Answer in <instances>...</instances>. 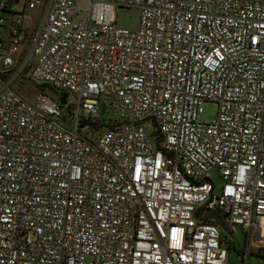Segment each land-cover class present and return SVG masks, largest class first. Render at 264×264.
Segmentation results:
<instances>
[{
  "label": "built area",
  "instance_id": "1",
  "mask_svg": "<svg viewBox=\"0 0 264 264\" xmlns=\"http://www.w3.org/2000/svg\"><path fill=\"white\" fill-rule=\"evenodd\" d=\"M12 1L0 264H264V0ZM23 70L58 98L24 100L8 86Z\"/></svg>",
  "mask_w": 264,
  "mask_h": 264
},
{
  "label": "rangeland",
  "instance_id": "2",
  "mask_svg": "<svg viewBox=\"0 0 264 264\" xmlns=\"http://www.w3.org/2000/svg\"><path fill=\"white\" fill-rule=\"evenodd\" d=\"M116 13V24L123 28L134 29L137 26V11L133 8H121L115 11ZM3 75V74H1ZM3 78H8L9 75H3ZM43 83L33 81L32 79L28 78L27 70H23L22 73L17 76L14 80L10 81L8 86L13 89L15 92L20 94V96L28 101L33 102L36 94L41 90L44 92L48 97L56 100L58 98L59 93L56 91L51 90L47 85L44 87H39ZM215 113V104L211 101H205L201 107V113L199 115V120L202 122H208L210 119L213 118ZM102 118L110 116L114 118L115 115L111 111L104 109L102 113H100ZM143 127L147 133H150L153 129L152 125L148 122L143 123ZM101 130V129H100ZM98 130V131H100ZM225 234V233H223ZM236 239L235 248H237L242 243V234L239 229H237L234 233ZM227 238H229L227 236ZM231 261L236 263L235 261V253L234 251H230ZM262 263V260L258 257L251 258L250 264Z\"/></svg>",
  "mask_w": 264,
  "mask_h": 264
},
{
  "label": "water",
  "instance_id": "3",
  "mask_svg": "<svg viewBox=\"0 0 264 264\" xmlns=\"http://www.w3.org/2000/svg\"><path fill=\"white\" fill-rule=\"evenodd\" d=\"M63 102H64V96H61L59 98V103L62 104ZM194 215H196L198 217V214L196 212H195ZM202 218H210V219H212L213 221H215V223L217 225L220 226L221 230L224 233L229 235V231H228V228H227V223L225 222L224 217L221 214L216 213V212L207 211V212H205L202 215Z\"/></svg>",
  "mask_w": 264,
  "mask_h": 264
},
{
  "label": "crops",
  "instance_id": "4",
  "mask_svg": "<svg viewBox=\"0 0 264 264\" xmlns=\"http://www.w3.org/2000/svg\"><path fill=\"white\" fill-rule=\"evenodd\" d=\"M22 3H23V0H13L11 2V7L12 9H20V7L22 6ZM27 14L30 15L32 19H34V11L27 12ZM3 75H6V74L3 73ZM3 75H0V90L3 88L4 82L6 81V78H3L4 77Z\"/></svg>",
  "mask_w": 264,
  "mask_h": 264
},
{
  "label": "trees",
  "instance_id": "5",
  "mask_svg": "<svg viewBox=\"0 0 264 264\" xmlns=\"http://www.w3.org/2000/svg\"><path fill=\"white\" fill-rule=\"evenodd\" d=\"M45 85L44 84H41V85H39V87H44ZM50 88V87H49ZM51 89V88H50ZM51 90H53V89H51ZM39 91H41V90H39ZM54 91V90H53ZM57 92V91H56ZM58 93H60V92H58ZM104 125V123L102 122V120L100 119V120H98V122L96 123V126H97V128H100V127H102ZM106 125V124H105Z\"/></svg>",
  "mask_w": 264,
  "mask_h": 264
}]
</instances>
